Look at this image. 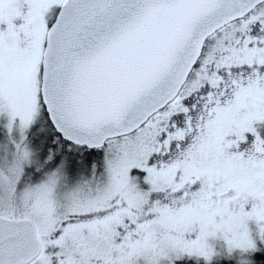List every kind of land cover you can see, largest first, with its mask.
I'll use <instances>...</instances> for the list:
<instances>
[{
	"label": "snow or ice",
	"instance_id": "obj_1",
	"mask_svg": "<svg viewBox=\"0 0 264 264\" xmlns=\"http://www.w3.org/2000/svg\"><path fill=\"white\" fill-rule=\"evenodd\" d=\"M0 264H264V0H0Z\"/></svg>",
	"mask_w": 264,
	"mask_h": 264
}]
</instances>
